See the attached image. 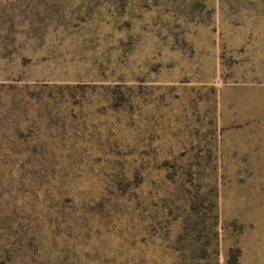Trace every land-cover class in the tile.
<instances>
[{"label":"rangeland","instance_id":"1","mask_svg":"<svg viewBox=\"0 0 264 264\" xmlns=\"http://www.w3.org/2000/svg\"><path fill=\"white\" fill-rule=\"evenodd\" d=\"M244 116L264 0H0L5 263L264 264Z\"/></svg>","mask_w":264,"mask_h":264},{"label":"trees","instance_id":"2","mask_svg":"<svg viewBox=\"0 0 264 264\" xmlns=\"http://www.w3.org/2000/svg\"><path fill=\"white\" fill-rule=\"evenodd\" d=\"M75 85H77V84H75ZM75 85H73V87H75ZM3 228H6V224L3 221H1V219H0V237H4L5 236V233H6L5 229H4V231H1ZM12 232L14 233L15 231H12ZM14 253L15 252H14V247L13 246H11V245L7 246V245H3L2 243H0V264H6L5 263L6 260H10L11 259V255L14 254ZM234 257L235 256H232V258L230 260L232 264L234 263V261L236 259Z\"/></svg>","mask_w":264,"mask_h":264},{"label":"crops","instance_id":"3","mask_svg":"<svg viewBox=\"0 0 264 264\" xmlns=\"http://www.w3.org/2000/svg\"><path fill=\"white\" fill-rule=\"evenodd\" d=\"M255 121L256 123H258V122H260L261 123V125H264V119H254V118H252V117H246V116H244L243 118H242V120H240V123L239 124H241V125H245L246 126V130H245V132L247 133V134H249L250 132H251V130L247 127V126H249V125H251V123H252V121Z\"/></svg>","mask_w":264,"mask_h":264}]
</instances>
